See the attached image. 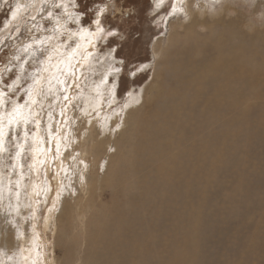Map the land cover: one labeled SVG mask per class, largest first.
Here are the masks:
<instances>
[{
	"label": "rangeland",
	"instance_id": "1",
	"mask_svg": "<svg viewBox=\"0 0 264 264\" xmlns=\"http://www.w3.org/2000/svg\"><path fill=\"white\" fill-rule=\"evenodd\" d=\"M180 1L186 18L168 16L171 0L158 14L150 11L155 0H118L106 23L119 28L111 44L119 52L108 56L102 40L89 49L93 57L78 55L69 68L54 51L64 39L53 31L56 20H67L55 7L60 0H0V91L7 93L0 113L28 101L30 88L36 100L23 109L27 125H0V264H264V0ZM194 16L213 27H194L192 39ZM212 41L219 49L208 47ZM222 54L254 73L228 80L207 72V88L182 100L183 77ZM142 64L148 69L131 76ZM219 87L234 103H211ZM167 147L174 164L163 163ZM91 193L89 204L83 197Z\"/></svg>",
	"mask_w": 264,
	"mask_h": 264
},
{
	"label": "snow or ice",
	"instance_id": "2",
	"mask_svg": "<svg viewBox=\"0 0 264 264\" xmlns=\"http://www.w3.org/2000/svg\"><path fill=\"white\" fill-rule=\"evenodd\" d=\"M118 0H94L91 4H85L83 7L81 6L80 0H60L59 3L55 5L57 9L63 8L67 15V20L65 24H60L59 19L56 20L57 27L54 29V32H59L60 37H63V43L57 45L56 51L58 54L63 55L66 59L63 61L66 67L71 68V62L76 56H81L83 60H89L93 57V53L89 51V49L96 46L99 41L107 40L109 41L108 46V56H112L114 53H118L119 49L111 46L112 42L118 43L119 36V28L112 27L110 24L106 23L107 18L110 15L116 14ZM165 0H155L152 9L150 11L156 12L158 14V10L161 9V6L164 4ZM179 0H171L170 11L168 12L169 17H177V16H185L186 13L184 9L178 8L176 5ZM68 3L72 6V11L68 10ZM122 7V5H121ZM19 11V6L17 8ZM17 11L12 12L13 18L16 17ZM125 15L127 13H124ZM48 16L52 17L53 13L48 12ZM155 18V17H154ZM71 23L76 31H72L66 25ZM53 37H47L46 40H52ZM59 39V37H57ZM83 41V42H82ZM39 43V42H38ZM74 45V46H73ZM30 47V46H29ZM63 47L65 51L63 53L59 52V49ZM70 49V50H69ZM27 51V48L25 49ZM115 61H113L114 63ZM148 69L147 64H142L139 67L135 68L130 75L136 76L137 73L144 72ZM121 69H114V73H119ZM17 81H14L15 84ZM108 80V74H104V79L101 81V84L106 83ZM38 84L39 81L37 80ZM59 83H64L63 81H59ZM99 85L97 86V91H99ZM116 85L112 86L111 94H115L114 90ZM7 95L4 91H0V107H3L5 104L4 97ZM28 101L24 104H18L15 101L11 102V111L7 113L5 116L3 113H0V125H2L3 121L7 119L8 125H17L20 124L27 125L31 119L30 115H27L23 112L25 107H31V105L36 103L34 97V92L32 88H30L27 92ZM65 100H68V96L65 95ZM111 103V102H110ZM126 107V106H125ZM63 115V112H61ZM37 127H39V121H37ZM103 127V126H102ZM120 125L116 124V129H119ZM109 131H114L115 129H108ZM27 132L25 133V138H27ZM4 132L3 128L0 127V150H2ZM38 141H34L33 143H37ZM21 149H23V145H20ZM57 153H59V148L56 149ZM20 153H17L19 156ZM72 159H76V157H72ZM60 193L57 192V198H59ZM55 208V204H53L52 208L48 209L49 212L53 211ZM18 211V209H17ZM11 223V221H9ZM2 254V253H0ZM11 259V257H9Z\"/></svg>",
	"mask_w": 264,
	"mask_h": 264
},
{
	"label": "bare ground",
	"instance_id": "3",
	"mask_svg": "<svg viewBox=\"0 0 264 264\" xmlns=\"http://www.w3.org/2000/svg\"><path fill=\"white\" fill-rule=\"evenodd\" d=\"M180 1V0H179ZM181 2V1H180ZM184 2H186V0L184 1ZM184 4V3H183ZM194 4V3H193ZM196 4V3H195ZM205 5V4H204ZM203 5V6H204ZM183 6H186V4H184ZM196 6H197V4H196ZM203 6H201L200 5V7L198 8L201 12L203 11L202 9V7ZM190 6H188L187 8H186V11H190V14L191 15H193V12L191 11V9L189 8ZM195 8V7H194ZM205 8V7H204ZM196 9V8H195ZM184 12H185V10H184ZM196 12V11H195ZM204 14V13H203ZM218 14V13H217ZM191 15H190V18H191ZM187 17V16H186ZM187 20V19H186ZM190 21V20H189ZM214 24V23H213ZM187 25H189L190 26V28H189V30H187V34L188 35H191V38L192 39H195V34H194V32H193V28L194 27H198V28H205V27H210V28H212L213 27V25L212 24H210V23H208V21L206 20V18H202V17H196V16H194L193 18H192V20H191V22L189 23V24H187ZM181 27H185V25H182ZM227 33V32H226ZM242 40V39H241ZM247 43V42H246ZM246 43H245V45H246ZM251 43H253V41H251ZM264 43V42H263ZM248 44V43H247ZM160 45V44H159ZM184 45V44H183ZM252 45V44H251ZM255 45H256V43H255ZM258 45V44H257ZM253 46V45H252ZM158 47V46H157ZM208 47L210 48V49H219V44L217 43V42H214V41H212V42H210L209 44H208ZM248 47H250L249 46V44H248ZM256 46H254L253 48H255ZM242 48V47H241ZM256 48H258V47H256ZM255 48V49H256ZM260 48V47H259ZM164 49V48H163ZM244 49V48H243ZM250 49V48H249ZM248 49V50H249ZM220 50H222V48L220 49ZM253 50V49H252ZM161 51H162V49H161ZM255 52H256V50H254ZM160 52V51H159ZM157 53V52H156ZM252 53V52H251ZM246 54V53H245ZM247 55V54H246ZM225 56V54H222V55H219L217 58V60H216V62L214 63V64H207V65H202L201 67H200V69L192 76H190V78L189 79H187L186 78V76H184L183 77V80H184V82L185 83H183V85H182V92L179 94V97L182 99V100H185L186 99V96L188 95V94H193V89H195L196 91H201L202 89L203 90H205L207 87V84H208V82H207V80H206V75H207V72H213V73H219V74H221L223 77H225V78H227L228 80H233L235 77H237V74L238 73H240L241 75L242 74H245L246 72H250V73H254V69H251V70H248L247 69V67H245V65L244 64H239L238 66H237V63L235 62V61H233L232 59H230V58H228V57H224ZM229 56V55H228ZM248 56H249V54H248ZM252 56V55H251ZM255 59V58H254ZM262 59V58H261ZM252 60V59H251ZM256 60V59H255ZM263 60V59H262ZM250 61V60H249ZM254 61V60H253ZM264 61V60H263ZM256 63V62H255ZM260 63V62H259ZM263 64V63H262ZM218 67H221L222 68V70L220 71L219 70V68ZM250 67V66H249ZM254 67V66H253ZM264 71V70H263ZM261 72V71H260ZM215 76V75H214ZM180 77H182V75H179L178 76V78H180ZM217 79V78H216ZM250 80L251 81H256V82H258V77L257 76H252L251 78H250ZM253 83V82H252ZM193 84H195L194 86H192ZM216 85V84H215ZM249 85V84H248ZM194 87V88H193ZM257 87V86H256ZM252 90V89H251ZM175 91H179L178 89H169V90H167L166 91V93L168 94V95H171V94H173ZM239 92V91H238ZM98 93V92H97ZM241 93V92H240ZM255 93V92H254ZM237 96V95H236ZM239 96V95H238ZM237 96V97H238ZM242 97V96H241ZM104 98V97H103ZM87 99V98H86ZM111 99V98H110ZM222 100H225V101H229V102H231V103H234V101H235V97L231 94V93H227V92H225L224 91V87H219L218 89H217V92H216V94L214 95V97L211 99V103H214V104H217L219 101H222ZM263 100V99H262ZM261 100V101H262ZM244 101H246V100H244ZM243 101V102H244ZM90 102V101H89ZM223 102V101H222ZM248 102V101H247ZM253 102V101H252ZM263 102V101H262ZM249 103V102H248ZM247 103V104H248ZM94 105V104H93ZM111 105V104H110ZM87 106V105H86ZM98 106V105H97ZM128 106V105H127ZM173 106V105H172ZM206 106H207V104H206ZM232 106V105H231ZM96 107V106H95ZM95 107H93V109H95ZM178 107V106H177ZM221 107V106H220ZM91 108V107H90ZM208 109V108H207ZM218 109V108H217ZM97 110V109H96ZM101 110V109H100ZM94 111V110H93ZM207 111V110H206ZM98 112H99V110H98ZM89 113V112H88ZM97 113V112H96ZM95 113V114H96ZM114 113V112H113ZM262 113V112H261ZM261 113H260V115H261ZM98 115V114H97ZM96 115V116H97ZM103 115V114H102ZM264 115V114H263ZM215 116V115H214ZM103 117V116H102ZM105 117V116H104ZM107 117V116H106ZM174 118V117H173ZM172 118V119H173ZM136 120V119H135ZM94 121V120H93ZM100 121V120H99ZM108 121V120H107ZM170 121V120H169ZM83 122V121H82ZM108 122H110V121H108ZM121 122V121H120ZM171 122H173V121H171ZM170 122V123H171ZM107 123V122H106ZM123 123H124V121H123ZM177 123V122H176ZM101 124V123H100ZM133 124V123H132ZM135 124V123H134ZM168 124V123H167ZM167 124H166V126H167ZM171 125V124H170ZM108 126H110V125H108ZM123 126V125H122ZM159 126V125H158ZM163 126V125H162ZM175 126V125H174ZM124 127V126H123ZM131 127V126H130ZM104 128V127H103ZM107 128V127H106ZM138 128V127H137ZM166 128H168V127H165L164 129H166ZM131 129V128H130ZM157 130H158V128H156ZM133 130V129H132ZM168 130V129H167ZM175 130V129H174ZM129 131V130H128ZM111 132V131H110ZM173 132V131H172ZM234 132V131H233ZM132 133V132H131ZM158 134V133H157ZM156 134V135H157ZM112 135V134H111ZM92 136V135H91ZM166 137V136H165ZM186 138V137H185ZM147 139V138H146ZM145 138H144V141L146 140ZM151 139V138H150ZM173 140H174V138H173ZM133 141V140H132ZM153 141V140H152ZM57 142V141H56ZM84 142V141H83ZM154 142V141H153ZM133 143V142H132ZM138 143H140V142H138ZM144 143V142H143ZM131 144V143H130ZM145 144V143H144ZM143 144V145H144ZM130 146H132V145H130ZM134 146V145H133ZM132 146V147H133ZM139 146V145H138ZM145 146V145H144ZM219 146V145H218ZM131 147V148H132ZM154 147V146H153ZM152 147V148H153ZM205 147V146H204ZM39 148V147H38ZM164 148V147H163ZM175 148H176V146H175ZM174 148V149H175ZM203 148V147H202ZM206 148H207V146H206ZM122 149V148H121ZM132 149H134V147L132 148ZM148 149H149V147H148ZM131 150V149H130ZM147 150V149H146ZM152 150V149H151ZM210 150V149H209ZM117 151V150H116ZM122 151V150H121ZM223 151V150H222ZM77 152H78V150H77ZM218 152V151H217ZM118 153H120V151L118 152ZM123 153V152H122ZM121 153V154H122ZM130 153V152H129ZM135 153V152H134ZM211 153H213V152H211ZM128 154V153H127ZM136 154V153H135ZM152 154H154V153H152ZM156 154V153H155ZM124 155V154H123ZM131 155V154H130ZM162 155L165 157V159L163 160V163H164V165H168V163L170 162V160H171V162L173 161V155H172V152H171V148L170 147H167V148H165V149H163V151H162ZM82 156V155H81ZM145 156V155H144ZM151 156V155H150ZM155 156V155H154ZM158 156V155H157ZM120 157V156H119ZM122 157V156H121ZM131 157V156H130ZM133 157V156H132ZM131 157V158H132ZM140 158V157H139ZM144 158V157H143ZM154 158V157H153ZM155 158H157V157H155ZM118 159V158H117ZM129 160V159H128ZM127 160V161H128ZM145 160V159H144ZM219 160V159H218ZM138 161V160H137ZM162 161V160H161ZM122 162H123V159H122ZM141 162H142V160H141ZM193 162V161H192ZM215 162V161H214ZM194 163V162H193ZM124 164V163H123ZM132 164H133V161H132ZM154 164V163H153ZM170 164H174V162H172V163H170ZM177 164V163H176ZM189 164V163H188ZM121 165V164H120ZM158 165V164H157ZM76 166V165H75ZM112 166V165H111ZM170 166V165H169ZM177 166V165H176ZM194 164H193V168H194ZM114 167V166H113ZM131 167V166H130ZM159 167V166H158ZM173 167V166H172ZM196 167V166H195ZM201 167V166H200ZM92 168V167H91ZM118 168V167H117ZM171 169V167H168V169ZM192 168V169H193ZM119 169V168H118ZM165 169V168H164ZM164 169H162V170H164ZM168 169H167V171H168ZM169 169V170H170ZM176 169H177V167H176ZM179 169V168H178ZM181 169V168H180ZM199 169V168H198ZM202 169V168H201ZM66 170V169H65ZM110 170V169H109ZM121 170V169H120ZM155 170V169H154ZM173 170V169H172ZM182 170V169H181ZM188 170V169H187ZM187 170L186 171H183V172H187ZM200 170V169H199ZM127 171V170H126ZM125 171V172H126ZM129 171V170H128ZM132 171V170H131ZM171 171V170H170ZM170 171H168V172H170ZM177 171V170H176ZM180 171V170H179ZM189 171V170H188ZM117 172V171H116ZM115 172V173H116ZM118 172H121V171H118ZM123 173H124V171H122ZM172 172V171H171ZM180 172H182V171H180ZM193 172H195V170L193 171ZM196 172H198V171H196ZM201 172H202V170H201ZM104 173V172H103ZM130 173V172H129ZM204 173V172H203ZM202 173V174H203ZM112 174V173H111ZM125 174V173H124ZM132 174V173H131ZM173 174V173H172ZM179 174V173H178ZM181 174V173H180ZM182 174H184V173H182ZM187 174H188V172H187ZM193 174V173H192ZM202 174H201V176H202ZM97 175V174H96ZM108 175V174H107ZM130 175V174H129ZM148 175V174H147ZM157 175V174H156ZM162 175V174H161ZM185 175V174H184ZM198 175V174H197ZM150 176V175H149ZM194 176V175H193ZM114 177V176H113ZM133 177V176H132ZM152 177V176H151ZM192 177V176H191ZM190 177V178H191ZM96 178V177H95ZM105 178V177H104ZM134 178V177H133ZM181 178H182V175H181ZM187 178H188V175H187ZM194 178H196V177H194ZM198 178V177H197ZM202 178V177H201ZM204 178H206V177H204ZM127 179V178H126ZM178 179V178H177ZM128 180V179H127ZM132 180V179H131ZM171 180V179H170ZM184 180V179H183ZM192 180H194V179H192ZM203 180V179H202ZM205 180V179H204ZM203 180V181H204ZM2 181V180H1ZM95 181V180H94ZM129 181V180H128ZM167 181V180H166ZM180 181H182V179L180 180ZM179 181V182H180ZM186 181H188V179L186 180ZM105 182V181H104ZM168 182V181H167ZM188 182H190V179H189V181ZM197 182V181H196ZM121 183H122V180H121ZM145 183V182H144ZM172 183V182H171ZM175 184H176V181L174 182ZM181 183V182H180ZM186 183V182H185ZM184 183V184H185ZM192 183V182H191ZM105 184V183H104ZM122 184H124V183H122ZM132 184V183H131ZM195 184V183H194ZM194 184H192V185H194ZM140 185V184H139ZM190 185V184H189ZM107 186V185H106ZM135 186V185H134ZM146 186H147V184H146ZM170 187H171V185H169ZM188 187V186H187ZM92 188V187H91ZM98 188V187H97ZM137 188V187H136ZM146 188V187H145ZM164 188H165V186H164ZM180 188V187H179ZM198 188V187H197ZM89 189H90V187H89ZM139 189V188H138ZM144 189V188H143ZM191 189V188H190ZM193 190V189H192ZM202 190V189H201ZM144 191V190H143ZM148 191V190H147ZM90 192V191H89ZM164 192V191H163ZM185 192V191H184ZM197 192V191H196ZM181 193V192H180ZM135 194V193H134ZM146 194V193H145ZM197 194V193H196ZM83 195V194H82ZM81 195V196H82ZM87 195V194H86ZM131 195H133V194H131ZM171 195V194H170ZM76 196V195H75ZM173 196V195H172ZM141 197V196H140ZM139 197V198H140ZM183 197V196H182ZM84 199H87V201L89 202V204H92V201L93 200H96V198H95V195H94V193L92 194H90L88 197H86L85 198V196L83 197ZM133 198V197H132ZM163 198V197H162ZM165 198V197H164ZM168 198V197H167ZM181 198V197H180ZM81 199V198H80ZM79 199V200H80ZM75 200V199H74ZM77 200V199H76ZM147 200V199H146ZM189 200V199H188ZM86 201V200H85ZM84 201V202H85ZM133 201V200H132ZM135 201V200H134ZM83 202V203H84ZM101 202V201H100ZM99 202V203H100ZM68 203V202H67ZM73 203V202H72ZM82 203V202H81ZM87 203V202H86ZM64 204V203H63ZM71 204V203H70ZM85 204V203H84ZM93 204H94V202H93ZM96 204V203H95ZM86 205V204H85ZM102 205V204H101ZM82 206V204L80 205V207ZM75 207V206H74ZM83 207V206H82ZM96 207V206H95ZM103 207V206H102ZM72 208V207H71ZM70 208V209H71ZM90 208V207H89ZM73 209V208H72ZM92 210L94 209V208H91ZM133 209V208H132ZM88 210V209H87ZM103 210V209H102ZM73 211V210H72ZM89 211H90V209H89ZM96 211V210H95ZM85 212V211H84ZM190 212V211H189ZM60 213H61V211H60ZM62 213H64V212H62ZM79 213V212H78ZM92 213V212H91ZM80 214V213H79ZM90 214V213H89ZM69 215V214H68ZM82 214H80V216H81ZM96 215V214H95ZM192 215V214H191ZM57 216H58V214H57ZM71 216V215H70ZM75 216V215H74ZM74 216H73V218H74ZM84 216H85V214H84ZM83 216V217H84ZM62 219H63V217H61ZM92 218V217H91ZM84 220V219H83ZM93 220V219H92ZM60 220H58V222H59ZM70 221V220H69ZM107 221V220H106ZM48 222V221H47ZM67 222H68V220H67ZM80 222V221H79ZM73 223V221L70 223V224H72ZM51 224V223H50ZM59 224H60V222H59ZM66 224V223H65ZM79 224V223H78ZM87 224V223H86ZM55 225V224H54ZM68 225V224H67ZM77 225V224H76ZM53 227V226H52ZM64 227V226H63ZM71 227V226H70ZM78 227V226H77ZM71 228H73V226L71 227ZM53 230V229H52ZM51 230V231H52ZM63 230H65V228L63 229ZM62 230V231H63ZM73 230V229H72ZM61 231L59 230V233H60ZM63 233V232H62ZM65 234H66V232H64ZM76 233V232H75ZM93 234H95V233H93ZM60 235V234H59ZM72 235V234H71ZM74 235V234H73ZM98 235V234H97ZM56 237L58 238V236H57V234H56ZM71 238H72V236H71ZM75 239V238H74ZM150 239V238H149ZM142 241V240H141ZM143 245H144V243H143ZM183 245V244H182ZM119 248V247H118ZM136 250H138V248H136ZM175 251V250H174ZM180 252V251H179ZM125 253V252H124ZM111 254V253H110ZM123 254V253H122ZM136 254V253H135ZM174 255V254H173ZM113 256V255H112ZM144 256V255H143ZM118 257V256H117ZM134 257V256H133ZM140 257V256H139ZM111 258V257H110ZM113 258V257H112ZM111 258V259H112ZM114 258H116V257H114ZM119 258V257H118ZM143 259V258H142ZM123 260V259H122ZM153 260V259H152ZM116 261V260H115ZM118 261H119V259H118ZM117 261V262H118ZM178 261V260H177ZM116 262V263H117ZM135 262H136V260H135ZM103 263V262H102ZM108 263H110V262H108ZM119 263V262H118ZM120 263H122L121 261H120ZM128 264H130V263H128ZM139 264V263H138ZM152 264V263H151Z\"/></svg>",
	"mask_w": 264,
	"mask_h": 264
}]
</instances>
